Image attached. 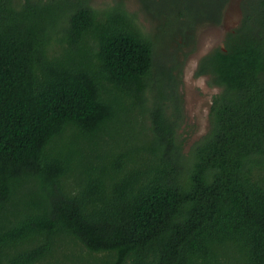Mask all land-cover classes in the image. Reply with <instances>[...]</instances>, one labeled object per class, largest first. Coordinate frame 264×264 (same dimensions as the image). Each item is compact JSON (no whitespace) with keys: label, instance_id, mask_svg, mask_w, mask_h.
<instances>
[{"label":"trees","instance_id":"obj_1","mask_svg":"<svg viewBox=\"0 0 264 264\" xmlns=\"http://www.w3.org/2000/svg\"><path fill=\"white\" fill-rule=\"evenodd\" d=\"M228 2L191 0L179 33ZM242 11L196 70L221 92L186 152L121 2L0 0V264H264V0Z\"/></svg>","mask_w":264,"mask_h":264},{"label":"rangeland","instance_id":"obj_2","mask_svg":"<svg viewBox=\"0 0 264 264\" xmlns=\"http://www.w3.org/2000/svg\"><path fill=\"white\" fill-rule=\"evenodd\" d=\"M243 1L245 0H229L224 9L225 23H204L197 32L188 31L190 39L179 33L185 21L184 18H177L174 12L179 13L193 7L191 0H150L148 5H145L144 0H90L91 7L96 10H107L121 2L136 17L141 30L151 39L154 45L152 78L155 84L152 96L157 99L165 92L171 94V100L174 96L172 103H176L177 96L181 100L183 114L178 133L185 140L186 152L208 133L212 100L221 92L210 85L208 78L196 75L198 56L206 54L215 46L219 47L224 33L233 29L237 22L242 23ZM228 14L230 15L227 17ZM173 56L174 61L168 62ZM171 68L176 88L168 73Z\"/></svg>","mask_w":264,"mask_h":264},{"label":"flooded vegetation","instance_id":"obj_3","mask_svg":"<svg viewBox=\"0 0 264 264\" xmlns=\"http://www.w3.org/2000/svg\"><path fill=\"white\" fill-rule=\"evenodd\" d=\"M223 15H224V12H223ZM223 17H224V16H223ZM204 23L207 24V25L212 24V22L208 19V20H206L205 22H202V23L196 25V29L198 30V29L200 28V26H201L202 24H204ZM223 23H225V20L223 21V19H222V23H221V24H223ZM221 24H220V25H221ZM240 25H241V23L237 24L233 29H229V30H227V31L224 33V35H223V37H222V39H221V42H222L221 45L218 44L219 47L222 48L224 51H226L224 46H225V40L227 39L228 35H229L230 33H234L235 30L238 29V28L240 27ZM216 48H218V46H215V47L211 48L209 51L206 52V54H202V55H199V56H198V63H197L198 65H197V68H198L199 63H200V61L202 60V58L205 57L206 55L210 54V53H211L214 49H216ZM196 52H197V51H196ZM194 53H195V52H194Z\"/></svg>","mask_w":264,"mask_h":264},{"label":"water","instance_id":"obj_4","mask_svg":"<svg viewBox=\"0 0 264 264\" xmlns=\"http://www.w3.org/2000/svg\"><path fill=\"white\" fill-rule=\"evenodd\" d=\"M238 12H239V11H238ZM238 12H237V13H238ZM239 13H240V12H239ZM229 15H230V14H228L227 17H228ZM240 15H241V14H240ZM240 19H241V16H240V18H239L238 21H240ZM237 24H239V22H237ZM237 24H236V25H237Z\"/></svg>","mask_w":264,"mask_h":264}]
</instances>
